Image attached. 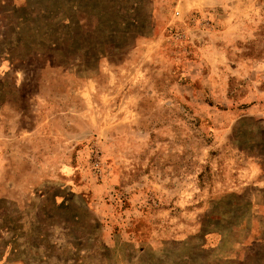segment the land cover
Returning <instances> with one entry per match:
<instances>
[{"label": "rangeland", "instance_id": "rangeland-1", "mask_svg": "<svg viewBox=\"0 0 264 264\" xmlns=\"http://www.w3.org/2000/svg\"><path fill=\"white\" fill-rule=\"evenodd\" d=\"M0 264H264V0H0Z\"/></svg>", "mask_w": 264, "mask_h": 264}]
</instances>
